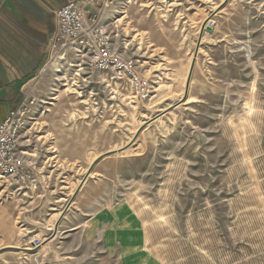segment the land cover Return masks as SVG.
I'll list each match as a JSON object with an SVG mask.
<instances>
[{
  "label": "rangeland",
  "instance_id": "obj_1",
  "mask_svg": "<svg viewBox=\"0 0 264 264\" xmlns=\"http://www.w3.org/2000/svg\"><path fill=\"white\" fill-rule=\"evenodd\" d=\"M102 1L115 44L140 59L153 94L138 102L128 82L91 74L72 53L48 62L25 89L34 117L23 147L47 187L71 188L31 203L0 178V250L46 241L48 218L93 158L130 144L103 162L114 186L109 196L105 185V222L83 253L61 240L2 251L0 264H264V0H231L213 18L188 102L136 140L184 97L202 26L225 0Z\"/></svg>",
  "mask_w": 264,
  "mask_h": 264
},
{
  "label": "crops",
  "instance_id": "obj_2",
  "mask_svg": "<svg viewBox=\"0 0 264 264\" xmlns=\"http://www.w3.org/2000/svg\"><path fill=\"white\" fill-rule=\"evenodd\" d=\"M70 1L73 0H0V122L8 116L11 110L23 102L26 87L39 78L50 61L51 40L58 27L56 12ZM232 2L229 0L227 5L231 6ZM190 90L191 88L189 89L191 94ZM101 154L103 153L95 157L98 158ZM94 158L81 175L74 189L72 188L65 195L67 199L61 205L60 212L51 214L54 217L48 218L49 221H53V224H57L61 216L60 213L70 203L74 194L78 192L60 221L57 232L55 233L54 228V230L49 229L51 232L49 235L46 233L48 238L55 233L51 239L44 241V243H48L47 248L49 250L64 240L62 242L64 249H66L64 245L68 241H72L73 245V248L66 250V252L83 253L82 248L85 246L86 240L95 238V235L97 237L101 232L102 223L105 222L103 217L105 185L109 187V183L106 184V182L110 180L107 178L108 168L103 165L105 159L94 167L81 187L84 177L96 159ZM110 181L109 196H112L114 186L113 181ZM53 187V185L43 187L38 192L33 193L25 191L17 185V191L24 199H29L32 201L31 203H34L38 199L59 198L58 193L65 194L71 188L66 186L65 192H57V188L54 189ZM60 188L62 189V187ZM98 206H100L99 210H97Z\"/></svg>",
  "mask_w": 264,
  "mask_h": 264
},
{
  "label": "built area",
  "instance_id": "obj_3",
  "mask_svg": "<svg viewBox=\"0 0 264 264\" xmlns=\"http://www.w3.org/2000/svg\"><path fill=\"white\" fill-rule=\"evenodd\" d=\"M107 7L102 0H73L58 9L51 59H64L72 53L81 66L87 65L91 74H104L115 83L128 82L132 96L138 102L147 101L154 91L152 82L142 74L140 59L123 55L115 44L105 21ZM215 24L214 19L208 22L211 28ZM33 108L34 102L25 97L0 122V178L36 193L47 187L50 176L38 157L23 147L24 136L33 121ZM44 240L34 239L30 248H40Z\"/></svg>",
  "mask_w": 264,
  "mask_h": 264
},
{
  "label": "water",
  "instance_id": "obj_4",
  "mask_svg": "<svg viewBox=\"0 0 264 264\" xmlns=\"http://www.w3.org/2000/svg\"><path fill=\"white\" fill-rule=\"evenodd\" d=\"M229 0H225L221 5L220 7L215 10L214 12H212V14L205 20L203 26H202V29H201V33H200V36H199V39H198V45H197V48L195 49V53H194V60L191 64V67H190V70H189V74H188V79H187V84H186V88H185V95L184 97L177 103L171 105L169 108H167L166 110H164L163 112L155 115L154 117H152L151 119L147 120L146 122H144V124L138 129L137 131V134L135 135L134 137V140H136L140 135L141 133L153 122H155L156 120L160 119L161 117L165 116L166 114H168L169 112H171L172 110L176 109L177 107H179L180 105L186 103L187 101V96H188V93H189V89H190V83H191V80H192V76H193V73H194V69H195V65H196V59H197V56L199 54V50H200V45L202 43V40H203V36H204V32L205 31H208V32H211L213 29L211 27L208 26V22L210 20H212L227 4H228ZM130 147V144H128L127 146L119 149V150H112V151H108V152H105L103 154H101L98 158H96L94 160V162L92 163V165L90 166L89 170H88V173L86 175V177H84V180L82 181V185L81 187L83 186V184L85 183V181L87 180V178L90 176V174L92 173L94 167L99 163L101 162L102 160L110 157L111 155H115L117 153H122L124 151H126L127 149H129ZM78 192H76L74 194V196L72 197V199L70 200V203L64 208V210L62 211L61 213V216L56 224V227H55V233L57 232V229H58V226H59V223L60 221L63 219V217L65 216L66 212L68 211L69 209V206L71 205V203L73 202V199L76 197ZM54 233V234H55ZM53 234V235H54ZM52 235V236H53ZM50 236L48 239H46V241H48L49 239H51ZM39 248H33L32 249H29V248H17V247H14V246H11V247H6V248H3V250H0V253L2 251H5V250H20V251H37Z\"/></svg>",
  "mask_w": 264,
  "mask_h": 264
},
{
  "label": "bare ground",
  "instance_id": "obj_5",
  "mask_svg": "<svg viewBox=\"0 0 264 264\" xmlns=\"http://www.w3.org/2000/svg\"><path fill=\"white\" fill-rule=\"evenodd\" d=\"M209 16H207V18H208ZM206 20V19H205ZM188 73H189V71L187 72V76H188ZM187 80V79H186ZM185 95V94H184ZM142 126V125H141ZM137 131V130H136ZM119 154V153H118ZM96 158V157H95ZM94 158V159H95ZM79 182V181H78ZM77 188V187H76ZM77 190V189H76ZM73 195V194H72ZM61 214V213H60ZM59 214V215H60ZM56 216V215H55ZM57 217V216H56ZM56 220H57V218H56ZM56 224V223H55ZM55 224H53L52 225V230H54V228H55ZM47 246H48V243H44L42 246H41V249H43V250H45L46 248H47ZM30 249V248H29ZM38 250H40V249H38Z\"/></svg>",
  "mask_w": 264,
  "mask_h": 264
}]
</instances>
